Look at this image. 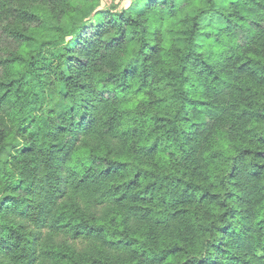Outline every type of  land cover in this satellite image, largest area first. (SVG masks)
Here are the masks:
<instances>
[{
	"label": "trees",
	"instance_id": "obj_1",
	"mask_svg": "<svg viewBox=\"0 0 264 264\" xmlns=\"http://www.w3.org/2000/svg\"><path fill=\"white\" fill-rule=\"evenodd\" d=\"M18 1L0 264H264V0Z\"/></svg>",
	"mask_w": 264,
	"mask_h": 264
},
{
	"label": "rangeland",
	"instance_id": "obj_2",
	"mask_svg": "<svg viewBox=\"0 0 264 264\" xmlns=\"http://www.w3.org/2000/svg\"><path fill=\"white\" fill-rule=\"evenodd\" d=\"M131 1L132 0H100V7L105 8L110 5H116L118 8H121L128 6ZM19 4L21 3H19L18 0L10 2L7 6L6 11L2 12V16H0V52L4 55H6L10 50H14L16 47L14 42L6 37L5 33L3 32V27L6 25L17 23L18 19L15 16V12L13 14V11ZM12 147L13 146H9L2 153V157L6 158L8 156V153L12 150Z\"/></svg>",
	"mask_w": 264,
	"mask_h": 264
}]
</instances>
